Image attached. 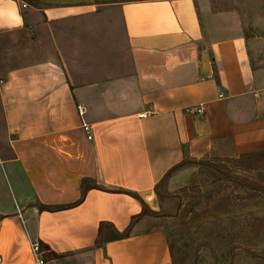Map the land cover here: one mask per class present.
I'll use <instances>...</instances> for the list:
<instances>
[{"label": "crops", "instance_id": "crops-1", "mask_svg": "<svg viewBox=\"0 0 264 264\" xmlns=\"http://www.w3.org/2000/svg\"><path fill=\"white\" fill-rule=\"evenodd\" d=\"M80 23L119 48L116 73L72 63L61 38L60 58L0 60V264H31L32 242L173 264L143 206L156 212L158 184L188 162L264 152V45L209 36L198 0H0V36ZM102 223L129 233L96 244Z\"/></svg>", "mask_w": 264, "mask_h": 264}, {"label": "rangeland", "instance_id": "rangeland-1", "mask_svg": "<svg viewBox=\"0 0 264 264\" xmlns=\"http://www.w3.org/2000/svg\"><path fill=\"white\" fill-rule=\"evenodd\" d=\"M198 4L212 38L243 35L264 45V0H198ZM81 27L82 39L71 43L70 34L79 33ZM60 38L72 63L84 67L98 62L110 70L108 74L116 73L119 48L106 44L85 23L41 25L27 33L0 36V60L16 65L60 58ZM156 192L159 209L146 208L143 214L151 219L146 225L165 229L173 264H264V152L188 162L168 173ZM43 257L44 264H91L87 250L45 251Z\"/></svg>", "mask_w": 264, "mask_h": 264}, {"label": "built area", "instance_id": "built-area-1", "mask_svg": "<svg viewBox=\"0 0 264 264\" xmlns=\"http://www.w3.org/2000/svg\"><path fill=\"white\" fill-rule=\"evenodd\" d=\"M22 7H25L26 4L25 3H21ZM219 96H222L221 94ZM77 110L78 113L82 115V113L84 112V108L81 105H77ZM195 113L201 114L202 113V107L198 106V107H194L192 109ZM82 130L85 133V136L87 139H91L92 135H91V126L90 124L86 123V122H82L81 124ZM153 199L152 195H148L146 197V200H151ZM30 253H31V264H44V258L42 256V252L40 249V246L38 243L36 242H32L30 243Z\"/></svg>", "mask_w": 264, "mask_h": 264}, {"label": "trees", "instance_id": "trees-1", "mask_svg": "<svg viewBox=\"0 0 264 264\" xmlns=\"http://www.w3.org/2000/svg\"><path fill=\"white\" fill-rule=\"evenodd\" d=\"M145 209H146L145 206H143L142 210L144 211ZM128 233H129V228H127L124 232H118L114 228H112L111 225L107 223H102L98 231L96 244L102 243L107 238V235L122 237L127 235Z\"/></svg>", "mask_w": 264, "mask_h": 264}]
</instances>
